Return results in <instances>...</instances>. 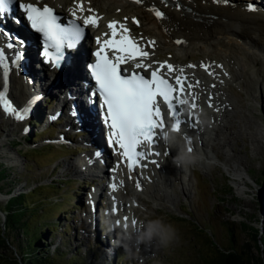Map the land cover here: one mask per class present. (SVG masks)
Segmentation results:
<instances>
[{"label":"rangeland","instance_id":"374dc122","mask_svg":"<svg viewBox=\"0 0 264 264\" xmlns=\"http://www.w3.org/2000/svg\"><path fill=\"white\" fill-rule=\"evenodd\" d=\"M100 6L104 21L117 16V19L125 21L128 20L127 16H133L116 12L113 6L105 3ZM136 15L142 18L141 14ZM129 23L135 36H146L148 30L152 32V29L146 30V22L137 25L129 19ZM200 57V54L193 53L181 58L175 50L170 49L154 54L151 59L158 64L174 60L188 65L192 61L197 63ZM230 72L233 75L242 73L234 65L230 67ZM242 77H225L220 82L223 86L217 97L232 107L227 108L226 116L224 113L222 116L217 114L220 120L216 123L215 119L206 118L205 124L209 129L213 127L219 130L204 136V141L211 146L210 151L207 150L209 159L202 158V164L184 171L174 165L176 170L173 171V163L166 157L169 161L167 176L172 177L175 173L177 180L171 183L165 181V184L163 180V184L154 183V188L161 191L162 200L157 202L139 196L138 200L132 201L133 215L128 220L135 218L146 221L160 217L175 227L177 239L163 248L155 243L141 244L138 249L132 250L131 255L118 245L117 258L110 256V248L107 250L113 241H119L118 234L121 232L118 229V215L111 208L113 199L109 192L113 190L108 185L112 177L110 164L106 165L108 175L103 178L76 174L71 164L82 154L90 153V150L81 139L77 143V140L68 137L72 134L70 131L59 136L60 132L64 133L59 126L61 119L50 125L54 131L49 135L37 134L39 129L29 127L30 132L26 137L22 133L26 121L15 127L13 134L5 137L2 134L8 127L5 116L0 113V139L3 142V150L0 148V238L5 236L1 216L7 210L6 201L11 195L33 190V194L26 198L30 202L43 199V203H39L43 211L39 209L26 214L28 229L43 228L42 225L52 228L50 237L41 244L51 248L55 264H206L215 253L216 246L221 250L235 249L247 258H260L262 245L256 240L258 236L252 240L251 229L262 235L264 225V142L259 137V129L264 131V83L255 86L254 92V86L247 84ZM13 94L17 95L10 86L9 97L12 99ZM40 102L41 106L49 103L47 100ZM45 108L41 128L45 126L44 121L47 122V115L57 118L51 115L53 105ZM219 121H224L223 124L229 127L227 132L217 125ZM209 123L212 125L209 126ZM79 135L72 136L78 139ZM46 139H57L65 146H45ZM223 141H227L228 145ZM195 143L198 144L195 148L199 150V143ZM173 151L176 154L175 148ZM11 188V195H7ZM97 189L101 195L94 203L93 212L90 202ZM117 189L118 198L123 199V204L127 203L130 187L120 183ZM12 239L14 244L6 248L0 242V257L5 264H9L12 256L14 258V245L24 241V233L13 232ZM76 247L79 249L74 253ZM73 254L75 257L70 260ZM119 255H122L120 259Z\"/></svg>","mask_w":264,"mask_h":264},{"label":"bare ground","instance_id":"6f19581e","mask_svg":"<svg viewBox=\"0 0 264 264\" xmlns=\"http://www.w3.org/2000/svg\"><path fill=\"white\" fill-rule=\"evenodd\" d=\"M28 1L37 2V0H24V2ZM45 3L51 4L56 9H63L69 15L72 14V10H76L78 4L82 5V11L76 10L77 18L82 24L84 18L90 15L99 17L97 27L84 26L87 29L85 43H90L92 49L99 47L96 42L97 37L105 40L106 37L111 36V32L107 27L109 22L117 21V28H119L120 23L125 24L129 29V34L138 41V44L143 47L144 51L149 53L147 59L138 57V60L127 63V69L145 71L147 73L152 65V56L158 52L170 49L175 50L181 58H187L193 53L200 54L201 57L197 63L190 62L191 65L195 66L193 68H188L189 64L185 65L177 63L174 60H169V64L174 69H177V71L167 73L165 68L161 72L171 76L175 87H178L175 85L176 76H182L184 79V92L177 94L180 99L187 101V103L180 105L179 119L182 121V124L179 134L187 142L188 147H191L200 157L207 160L209 159L207 150L209 149L210 151L211 146L204 141V136H207V134L211 135L212 132L218 129L215 130L213 127L209 129L205 124L206 118H209V120L213 118L216 123L220 120L216 115L222 116L224 113L226 116L228 113L227 108L232 107L227 101H222L218 98L219 96L217 97V94H220L222 91L221 87L223 85L220 82L225 77L241 79L243 76L247 84L254 86H252L254 92L255 86H260L264 83V0H229L227 5L214 3L213 0H168L167 4L160 3V0H142V3L139 4L134 2V0H39V4ZM101 3L113 6L116 12L121 13L122 11L133 16H127L128 20L125 21L117 19L118 16L112 20L104 21L101 15L102 12H100ZM248 4H254L257 11H247L246 6ZM89 9L91 11L88 12ZM150 9L160 10L164 14L163 17L158 19ZM137 13L141 14L142 18L137 16ZM133 18L139 24L146 22V30L152 29V32L148 30L146 36H135L133 27L129 23V19L133 21ZM9 27L16 32L18 31L20 36L24 37L25 31L22 26L9 24ZM177 40L182 41V43L177 44ZM150 41L155 42L154 47L149 46ZM16 47H21L23 53L29 59L28 64H20L26 69L27 78L21 75L18 71L19 69L15 68L13 77L10 76L8 79L7 97L14 105L16 104L19 107L24 104L29 96L36 93L41 96L48 94L56 97V105L53 106L51 115L57 116L55 119H61L62 121V124L59 126L64 133L60 132L59 136L73 130L74 133L81 134L77 139V143L81 139L83 143L88 145V149L90 150V153L86 152L87 154L85 153L81 157H78L79 159L77 158L76 162H71L74 173L103 178L108 175L105 168L107 164H110L109 168H111L112 177L108 180V185L110 187V184H116V190H110L109 192L113 199L112 203H114L112 210L114 209L117 213L121 224L124 225L125 223L124 217H128L129 219L133 215L132 201L134 199L138 200L139 196L152 198V200L157 202L161 201V191L158 188H154V183L163 184V180L165 184L166 182L171 183V181L177 180L175 173L171 177L170 175L167 176L166 171L169 165L167 158L173 161V157L176 155L173 153L174 148H170L162 139H159L154 150L159 151L161 155L159 157H148V160H157L159 166L147 163V161L142 162L144 167H137L132 178H129L127 168L121 163L120 157L113 152L111 147L110 152L112 154L110 160L109 150L107 151L104 139L102 138L104 131H102V127L97 123L95 112L89 111L83 97V83L86 80V76L80 66L84 60V54L87 52V47L83 45L81 53L79 50L72 54L71 64L67 71L63 75L57 76V78L55 76H48L49 71L44 66L39 69L36 68V70L33 67L31 68V64L35 63L36 65L38 61L31 43L25 45L22 41L17 42ZM139 62L147 66L146 69H135L134 64ZM153 64L155 70L161 65L155 62ZM202 64L210 66L208 71L200 67ZM233 65L242 73H235L236 75H233L230 72V67H233ZM179 68L184 69L182 74L178 71ZM209 72L213 73V75H209ZM52 74L56 75L55 72ZM1 85L2 83H0V87ZM188 85H192V87L189 88ZM10 86L12 91L17 93V95L13 94V99L9 97ZM52 90L53 92H51ZM45 98L46 96H43L42 100L44 101ZM193 104L195 107H192ZM209 104L212 107H209ZM214 109L215 112L213 111ZM0 111L5 116L4 120L8 127L2 135L8 137L10 134H13L15 127L18 128L23 123V120L12 119L13 117L5 114L2 107H0ZM59 114H61V118L58 117ZM162 118L165 126L164 131H168L172 127V118L170 120L165 119L163 114ZM223 122L219 121L217 125L221 126L224 132H227L229 127L223 124ZM210 125L212 124L209 123ZM21 131L22 127L20 128ZM259 134L260 139L264 142V131L259 129ZM195 142L199 143V150L195 148L198 146ZM223 142L225 145H228L227 141ZM2 144L3 142L0 139V148L3 150ZM85 147L87 148V146ZM152 150L149 147L144 148V151ZM165 151L168 152L167 156L164 155ZM96 153L100 155L97 156ZM112 157H114V161H112ZM198 164H202L201 161ZM89 165L93 168L92 171ZM184 169L179 168L181 171H184ZM175 170L176 168L173 164V171ZM136 182L141 183L140 189L135 187ZM120 183L121 185L125 184V186L130 187L128 202L125 204H123V199L118 198L119 194L117 195V186ZM100 195V190H94L91 206H94ZM93 208L94 212L95 207ZM132 220H128L127 223H130ZM136 221L139 222L138 219ZM118 245H120V241H113L107 247V250H109L108 248L111 250L110 256L113 255L116 249H114V246Z\"/></svg>","mask_w":264,"mask_h":264},{"label":"snow or ice","instance_id":"6c2138e0","mask_svg":"<svg viewBox=\"0 0 264 264\" xmlns=\"http://www.w3.org/2000/svg\"><path fill=\"white\" fill-rule=\"evenodd\" d=\"M134 2L139 4L142 3V0H134ZM213 2L227 5L229 0H213ZM15 3L16 0H0V17H4ZM38 4L39 0L36 3H19L18 9L25 14V19L31 29L42 36L41 55L44 57L45 63H50L53 68L60 69L62 63L65 62V49H75L85 36V27H97L100 18L90 15L83 20L85 27H81L76 23V10L82 11V5L78 4L76 10H72L73 19L68 22L67 26H62L59 22L60 17L54 13L53 8L47 4L40 7ZM246 8L250 12L257 11L254 4H248ZM150 11L158 19L164 15L157 9H150ZM132 22L139 24L135 18ZM117 24V21L108 23L107 27L111 32L109 39L101 42V39L97 37L96 42L99 48L93 53L95 62L90 63L88 69L95 81L91 97L98 94L102 120L107 129V143L120 157L121 163L127 168L129 178H132L137 167H144L142 162L147 161V163L159 166L157 160H148L150 156L159 157L161 155L154 149L165 132L161 105L157 98L162 99L167 106L168 113L173 120L172 129L177 132L180 131L182 124L177 105H183L187 101L180 99L179 95H174V93L184 92L185 81L182 76H176L175 85L178 87H175L169 82V79H165L161 75V70L165 68L167 73L177 71L170 64L163 63L152 71L151 79H147L137 72H133L131 75L123 74L121 65L134 61L138 57L147 59L149 53L144 51L138 41L130 36L129 29L125 24L120 23L119 28H117ZM176 43L180 44L182 41L177 40ZM149 46L154 47L155 42L150 41ZM7 47L12 48L13 45L8 44ZM108 52H112L111 58H109ZM21 59L22 54L17 52L12 64L18 65ZM146 67L142 62L134 64L135 69H146ZM187 67L195 66L189 64ZM200 67L208 71L210 66L202 64ZM0 70H2L5 85L4 89L0 90V107L3 108L6 115L18 121L26 119L32 101H29V104L22 110H18L7 98L9 63L3 49H0ZM178 71L182 74L184 69L179 68ZM209 75H213V73L209 72ZM188 86L192 87V85ZM89 102L94 104L95 100L90 98ZM192 107L195 105L193 104ZM209 107L212 105L209 104ZM145 143L153 150H140ZM189 151H193V149L189 147ZM96 155L100 154L96 153ZM164 155L167 156L168 152L165 151ZM135 187L140 189L141 183L136 182ZM110 188L115 191L116 184H110ZM124 221L126 226L128 217H124ZM131 223L135 225L137 221L132 220Z\"/></svg>","mask_w":264,"mask_h":264},{"label":"trees","instance_id":"16d2710c","mask_svg":"<svg viewBox=\"0 0 264 264\" xmlns=\"http://www.w3.org/2000/svg\"><path fill=\"white\" fill-rule=\"evenodd\" d=\"M47 105H39L35 108V113L31 119L28 120L31 127L33 129H39V133H46V135L52 134V126H44L41 128L42 119H45V110ZM41 128V129H40ZM51 128V129H50ZM30 132V131H29ZM28 132L26 133L27 137ZM45 145V144H44ZM45 146H59V145H50L46 144ZM65 145L59 146L64 148ZM23 158V156H22ZM25 158V157H24ZM2 164V163H1ZM1 172V170H0ZM11 190L7 193V195H11ZM33 190H28L25 194L21 193L19 195H11V197L6 201L7 210L3 212V217L5 218L4 222V235L0 238L1 245L4 248L9 244H14L12 239V233H24V241L21 243L14 245L15 254L14 258L11 257V261L9 264H55L54 260H52L53 254L50 253L51 248L48 246H43L41 242L46 241L47 238L51 235V229L48 225H42L36 229H28V223L26 214H32L35 210L37 212L39 209L42 210V205L39 203H43V199H39L34 202H30L26 197L27 195L31 196ZM43 211V210H42ZM34 212V214H35ZM39 225L41 221L38 222ZM263 231L262 235L260 232L252 230V240L257 237V241L260 245H262V249L259 252L261 254L260 258H247L242 253H237L235 249L229 248L228 250L218 249L216 246L215 253H213L209 259L206 261V264H264V225H262ZM14 230V231H13ZM6 244V245H5ZM79 247L75 248V252H77ZM54 250V249H53ZM75 257L74 254L72 257H69L70 260ZM122 255H119V259ZM117 259V260H119ZM209 261V262H208ZM0 264H5V261L0 257Z\"/></svg>","mask_w":264,"mask_h":264},{"label":"clouds","instance_id":"9594fccd","mask_svg":"<svg viewBox=\"0 0 264 264\" xmlns=\"http://www.w3.org/2000/svg\"><path fill=\"white\" fill-rule=\"evenodd\" d=\"M163 142L170 148L176 149V155L173 157V164L178 168H193L198 165L202 157L193 151H189L187 142L179 132L174 131L172 127L165 131L161 137ZM177 239V230L175 227L166 223L162 218L156 217L148 220H141L133 225L131 222L126 226H121V232L118 234L120 246L124 248L126 254L131 255L132 250L138 249L141 244L151 245L155 243L159 247H167Z\"/></svg>","mask_w":264,"mask_h":264},{"label":"water","instance_id":"95a60500","mask_svg":"<svg viewBox=\"0 0 264 264\" xmlns=\"http://www.w3.org/2000/svg\"><path fill=\"white\" fill-rule=\"evenodd\" d=\"M1 218H2V221L5 222V218L3 216H1Z\"/></svg>","mask_w":264,"mask_h":264}]
</instances>
